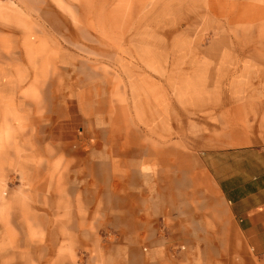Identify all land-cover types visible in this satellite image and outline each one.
I'll return each instance as SVG.
<instances>
[{
    "label": "rangeland",
    "instance_id": "1",
    "mask_svg": "<svg viewBox=\"0 0 264 264\" xmlns=\"http://www.w3.org/2000/svg\"><path fill=\"white\" fill-rule=\"evenodd\" d=\"M225 61H264V0H0V264H140L93 159L167 135L148 85L179 137L203 87L253 68Z\"/></svg>",
    "mask_w": 264,
    "mask_h": 264
},
{
    "label": "crops",
    "instance_id": "2",
    "mask_svg": "<svg viewBox=\"0 0 264 264\" xmlns=\"http://www.w3.org/2000/svg\"><path fill=\"white\" fill-rule=\"evenodd\" d=\"M241 62L249 73L202 88L215 100L192 107L179 137L176 109L147 92L152 129L163 125L167 137L141 139L134 155L94 157L90 182L104 194L106 221L124 241L149 243L140 264H264V61H225Z\"/></svg>",
    "mask_w": 264,
    "mask_h": 264
},
{
    "label": "bare ground",
    "instance_id": "3",
    "mask_svg": "<svg viewBox=\"0 0 264 264\" xmlns=\"http://www.w3.org/2000/svg\"><path fill=\"white\" fill-rule=\"evenodd\" d=\"M148 89H150L151 91H149L150 93H154L152 90H154V88H152V87H150L149 85H148Z\"/></svg>",
    "mask_w": 264,
    "mask_h": 264
}]
</instances>
